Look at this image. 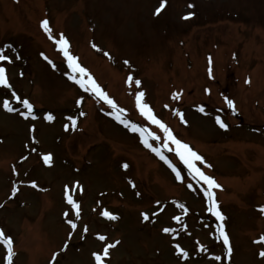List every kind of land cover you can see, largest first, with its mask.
I'll list each match as a JSON object with an SVG mask.
<instances>
[{"label":"rangeland","instance_id":"obj_1","mask_svg":"<svg viewBox=\"0 0 264 264\" xmlns=\"http://www.w3.org/2000/svg\"><path fill=\"white\" fill-rule=\"evenodd\" d=\"M77 32L88 78L140 84L132 106L85 104L55 45ZM0 51V97L38 116L0 103V264H264V0H0ZM185 148L201 182L166 164Z\"/></svg>","mask_w":264,"mask_h":264}]
</instances>
